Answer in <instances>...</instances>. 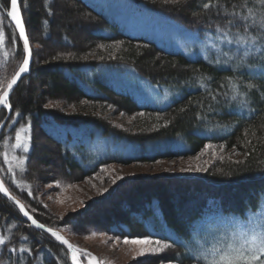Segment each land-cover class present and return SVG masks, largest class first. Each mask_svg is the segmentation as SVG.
<instances>
[{
	"label": "trees",
	"instance_id": "trees-1",
	"mask_svg": "<svg viewBox=\"0 0 264 264\" xmlns=\"http://www.w3.org/2000/svg\"><path fill=\"white\" fill-rule=\"evenodd\" d=\"M132 1L173 18L201 36L221 35L215 31L224 22L217 16V8L199 6L207 0ZM212 2L225 4L231 11L232 5L239 6L243 0ZM0 4L10 5L9 0H0ZM248 7L256 11L259 5L249 0ZM20 9L32 49L33 37H38L42 50L36 53L33 49L30 71L10 97L13 110L0 137L2 145L16 128L30 126L29 151L22 150L21 154L26 158L25 170L15 168V175L23 179L25 186H17L7 178L1 152L0 177L38 221L52 229L63 231V227L69 233H75L77 224L81 229L95 227L121 238L179 239L187 244L184 238L190 233L195 235L197 224L208 215L249 216L264 201V56L256 54L241 63L233 50L231 60L217 57L228 62L217 66V58L212 57L210 63L200 57L191 59L168 52L151 40L121 31L85 0H20ZM237 10L247 14L246 8ZM0 31L4 33L2 43L12 56L11 61H4L0 55L3 84L18 70L25 54L23 42L6 15ZM239 34H243L242 29ZM236 35L237 29L233 28L230 37ZM42 36L59 43L55 46ZM115 43L121 45L114 48L111 45ZM101 45H109L107 54ZM104 66H133L152 83L171 86L183 95L163 108L141 105L109 85L105 74L100 73ZM201 83L207 87H201ZM248 84L255 87L250 90ZM57 101L64 105L57 108L50 103ZM105 105L126 115L141 116L119 126L111 118L100 117L106 113ZM16 111L22 115L17 116ZM6 115L3 109L1 119ZM206 145L221 152L212 162L164 166L170 170L117 179L111 196L100 207L74 213L64 223L40 203L34 191L46 175L60 174L79 181L109 165L191 157L203 153ZM107 195L102 197L106 199ZM0 235L9 237L7 246H0V260L5 264H71L67 248L50 234L32 227L1 193ZM12 247L33 251L31 255L12 253ZM187 251L177 245L155 260L191 264L182 259Z\"/></svg>",
	"mask_w": 264,
	"mask_h": 264
},
{
	"label": "rangeland",
	"instance_id": "rangeland-1",
	"mask_svg": "<svg viewBox=\"0 0 264 264\" xmlns=\"http://www.w3.org/2000/svg\"><path fill=\"white\" fill-rule=\"evenodd\" d=\"M85 1L103 13L110 21L114 22L121 31L130 36L143 37L151 40L168 52H179L191 59L200 57L209 61L212 57H230L231 52L228 50V47L220 42L218 35L214 36L208 34L206 36H201L195 30H192V28L184 26L173 18L132 0ZM33 39V49L36 53H40L42 46L40 42H38L39 40H37L38 37H33ZM45 39L55 46L59 43L56 39L42 36V40ZM72 44L73 43L68 46L71 47ZM213 44L219 45V48L227 53V55L220 56L217 49L212 47ZM120 45L121 43H115L111 46L117 48ZM107 47H101L106 54L108 52ZM231 47L235 50L236 46L233 45ZM7 51L4 43H1V57L4 61H11L12 56L9 51L7 56L4 55ZM100 73L105 74L103 76L112 88L118 92L131 95L139 104L144 106L163 108L183 95L181 90H177L171 86L152 83L147 78L142 77L133 66H104ZM7 78V80L10 79L9 77ZM50 103L57 105V108L64 105L63 102L60 101ZM104 109H106V113H102L100 117L111 118V120L119 126L124 123H131L134 120L139 119L141 116L140 113L126 115L112 105H105ZM67 110L71 111L72 107H68ZM18 129L19 128H16L12 136H9L8 139L5 138L3 140L2 145H0V152L2 157L3 154L7 152L10 161V164L5 161L3 164L7 178H9L10 181L13 180V182H16L17 186L20 185L21 187H24L23 179L15 175L17 160L13 159V157L21 158V154L23 153L22 150H24L23 147H12L16 142L15 132ZM22 135H28V133H22ZM5 140H7V143H5ZM219 150L221 151V149ZM219 154H221V152L218 153L211 147L207 149L205 148L203 153L198 155L195 154L194 156L187 158L161 159L146 164L132 163L128 165H109L101 169L100 173L82 178L79 181H70L67 178H63L60 174L46 175L44 176V180H41L38 183V186L34 191L38 194L40 203L51 211L55 217H58L61 223H64V220L69 218L72 214H81L80 212L88 209H97L104 201L108 200L111 196L113 180L116 179V177H122L124 179L129 177L134 178L138 176L144 177L158 175L170 170L169 168H164V166L170 167L174 165L175 167H187L188 165H198L203 161L212 162ZM10 166L12 171H8ZM8 172L12 175L10 173L8 174ZM104 189H107V191H103ZM103 195H107L106 199L102 197ZM90 203L92 204L88 205ZM222 216L227 215L222 213L208 215L197 224L196 230L201 231L202 235H206L208 239H211L212 235L220 234L216 231L217 229H220V232L224 231V227L221 223ZM64 225L65 224H62V226ZM76 226L78 229L75 228V233H69L63 227V231L59 229L56 230L61 232L76 246L93 252L98 259L104 260L106 264H174L172 262L160 263L155 260V258L159 259L160 256L167 254V250L158 255L136 257L134 260L135 245H125L122 238L119 241H116V236L108 235L95 227L81 229L80 225L76 224ZM92 233H95V235ZM82 260L85 263L87 262L86 257H82Z\"/></svg>",
	"mask_w": 264,
	"mask_h": 264
},
{
	"label": "snow or ice",
	"instance_id": "snow-or-ice-1",
	"mask_svg": "<svg viewBox=\"0 0 264 264\" xmlns=\"http://www.w3.org/2000/svg\"><path fill=\"white\" fill-rule=\"evenodd\" d=\"M171 2L178 3L179 0H171ZM9 3L10 9L5 5L0 4V10H2L3 13V15H0V20L6 15L14 22L15 29L18 30L19 39L23 41V53L25 54L19 70L16 71L6 83L0 84V108L12 111L13 105L10 103V93L13 91L14 85H16L18 80L21 79V75L29 71L32 50L30 48L29 37L26 34V27L22 19L21 9L18 6V0H9ZM248 3L249 0H243V3L239 6L232 5L231 11L228 10V7L225 4L219 2L213 3L212 0H207V2H203L199 5L203 9L217 8V16H220L224 22L222 26L218 24L215 31L221 34L219 40L228 47L229 51H233L231 46H236L234 51L235 54L239 55L241 63H244L247 57L256 54L264 56V0H254V3L259 5L256 11H253L252 8L248 7ZM237 7L240 9L246 8L247 14L238 11ZM233 28H236L238 33L234 39L230 37ZM241 29L243 30V34H239ZM3 36V31H0V43L3 42ZM15 39L16 36L14 33L13 42H15ZM101 47L103 46L101 45ZM212 47L217 49L220 56L227 55V53L219 48V45L213 44ZM4 55L7 56L8 53L5 52ZM231 59L232 57H229V60ZM211 62L212 61H210V63ZM215 63L217 66H222L228 62L217 58ZM262 75H264V73H262ZM202 79H210V77H202ZM201 87L206 88L207 85L201 83ZM254 87L255 85L253 84L247 85V88L250 90ZM233 88H236V85H233ZM213 98L215 99V97ZM232 99L235 100L236 96L234 95ZM15 114L17 116L22 115L19 111H16ZM29 131L30 126L21 125L15 132L16 142L12 147H23L24 151L28 152L31 137L28 135H22V133H28ZM5 143H7V140H5ZM205 148H211V145H206ZM3 158L6 163L10 164L7 152L3 154ZM13 159L17 160V166L20 167L21 171H24L26 158L13 157ZM196 170L200 171L206 169L197 168ZM8 171H12L11 166L8 168ZM116 179H122V177H116ZM116 179L113 180V183L116 182ZM103 191H107V189H104ZM0 193L9 196V198L18 206L19 211L25 217H28L36 228L45 229L44 224L39 223L36 219L32 218L24 204L14 196H10L9 190L4 186L2 180H0ZM29 195H31V193H29ZM221 223L224 227V231L220 232V229L216 230L220 234L212 235L211 239H208L206 235L201 234V231H197L195 235L190 233L184 238L188 241L187 244L179 239L161 240L153 239L152 237L129 238L128 236H123L122 239L125 245L136 246L133 256L134 260L136 257L158 255L168 248L179 245L188 248V251L183 255L182 259H188L191 264H264V201H261L257 205L251 215L245 216L241 213L239 214V218H237V214L222 216ZM46 231L62 245L67 247V250L71 254L72 264H84L82 257L87 258V264H106L104 260L98 259L91 252L71 244L52 228H47ZM92 234L95 235V233ZM23 238L25 240L29 239L27 236ZM120 239V236L115 237L116 241H119ZM8 242L9 237L0 235V246H7ZM9 251L12 253L19 251L31 255L33 250L25 247H21L18 250L16 247H12ZM37 252H39V250H37ZM9 259H11V257H9ZM0 264H5V262L0 260ZM17 264H19V262H17Z\"/></svg>",
	"mask_w": 264,
	"mask_h": 264
},
{
	"label": "water",
	"instance_id": "water-1",
	"mask_svg": "<svg viewBox=\"0 0 264 264\" xmlns=\"http://www.w3.org/2000/svg\"><path fill=\"white\" fill-rule=\"evenodd\" d=\"M18 6L20 7V0H18ZM9 9H10V5H9ZM21 15H22V12H21ZM9 18V20H10V22L12 23V25L14 26V28H15V24H14V22L13 21H11V18L10 17H8ZM22 19H23V21H24V18H23V15H22ZM24 23H25V21H24ZM25 27H26V25H25ZM16 30V32H17V34H18V30L17 29H15ZM26 34L28 35V33H27V29H26ZM30 41V40H29ZM23 42V41H22ZM30 48H31V44H30ZM31 50H32V48H31ZM32 57H33V54H32V56H31V58H30V65H29V71H30V67H31V63H32ZM20 67V66H19ZM18 70H19V68H18ZM17 70V71H18ZM29 71L27 72V73H23L22 75H21V79L26 75V74H28L29 73ZM20 79V80H21ZM20 80H18V82H17V84L16 85H14V87H13V91H14V89H15V87L18 85V83L20 82ZM13 91L10 93V97H11V95H12V93H13ZM10 97H9V99H10ZM3 110V108H0V125H2V126H0V137H1V134H2V131H3V129H4V127H5V125H6V122L8 121V119H9V117H10V114H11V111H9V110H7V109H5L6 111H7V115L5 116V118L4 119H1V111ZM0 180H2L1 178H0ZM4 186H5V184H4ZM6 187V186H5ZM9 193H10V196H14L10 191H9ZM5 198H7L8 200H10L15 206H16V208L18 209V211H19V208H18V206L15 204V202L12 200V199H10L9 198V196H5L3 193H1ZM15 197V196H14ZM17 200H19L22 204H24L20 199H18L17 197H15ZM25 205V204H24ZM25 208H26V206H25ZM26 210L28 211V209L26 208ZM20 212V211H19ZM29 212V211H28ZM21 213V212H20ZM29 214L32 216V218L33 219H36L30 212H29ZM21 215L24 217V219L25 220H27L30 224H31V226L32 227H34V228H36L32 223H31V220H29L28 219V217H25L22 213H21ZM37 220V219H36ZM38 221V220H37ZM39 223H41L40 221H38ZM47 228H50V227H48V226H46L45 225V229H39V228H36V229H39V230H42V231H44V232H46V233H48L47 231H46V229ZM53 230H55V231H57L60 235H62L65 239H67L61 232H59L58 230H56V229H53ZM48 234H50V233H48ZM51 235V234H50ZM68 240V239H67ZM71 244H73V245H75L74 243H72L70 240H68ZM65 246V245H64ZM66 247V246H65ZM78 247V246H77ZM67 248V247H66ZM80 248V247H79ZM82 249V248H81ZM84 250H86V249H84ZM86 251H88V250H86ZM88 252H91V251H88ZM94 256H96L93 252H91ZM69 258H70V263L72 264V262H71V254H70V252H69ZM84 264H87V262L85 263L84 262Z\"/></svg>",
	"mask_w": 264,
	"mask_h": 264
},
{
	"label": "bare ground",
	"instance_id": "bare-ground-1",
	"mask_svg": "<svg viewBox=\"0 0 264 264\" xmlns=\"http://www.w3.org/2000/svg\"><path fill=\"white\" fill-rule=\"evenodd\" d=\"M1 178V177H0Z\"/></svg>",
	"mask_w": 264,
	"mask_h": 264
}]
</instances>
